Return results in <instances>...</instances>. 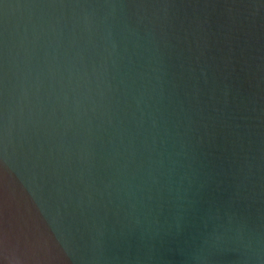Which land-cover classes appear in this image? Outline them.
<instances>
[{"label":"water","instance_id":"95a60500","mask_svg":"<svg viewBox=\"0 0 264 264\" xmlns=\"http://www.w3.org/2000/svg\"><path fill=\"white\" fill-rule=\"evenodd\" d=\"M0 264H264V0H0Z\"/></svg>","mask_w":264,"mask_h":264}]
</instances>
